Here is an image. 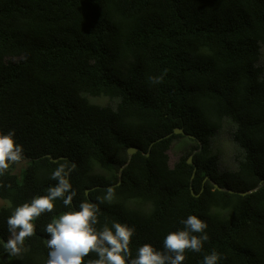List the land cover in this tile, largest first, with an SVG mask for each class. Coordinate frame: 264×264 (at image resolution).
<instances>
[{
    "label": "trees",
    "instance_id": "trees-1",
    "mask_svg": "<svg viewBox=\"0 0 264 264\" xmlns=\"http://www.w3.org/2000/svg\"><path fill=\"white\" fill-rule=\"evenodd\" d=\"M13 129L25 167L0 176V264H47L45 227L83 201L99 205L97 231L116 222L135 229L132 258L144 244L164 251L165 237L195 215L209 240L183 264L212 251L218 264H264V186L243 197L207 180L242 193L264 181V0H0V134ZM175 129L196 140L173 135L145 156ZM223 133L233 168L216 146ZM131 147L144 154L116 186ZM175 147L182 154L170 167ZM71 163L74 205L57 199L10 257L8 218L47 195L52 172ZM109 187L113 202L99 203Z\"/></svg>",
    "mask_w": 264,
    "mask_h": 264
},
{
    "label": "clouds",
    "instance_id": "clouds-1",
    "mask_svg": "<svg viewBox=\"0 0 264 264\" xmlns=\"http://www.w3.org/2000/svg\"><path fill=\"white\" fill-rule=\"evenodd\" d=\"M167 72L164 69L161 75L148 79L152 84L162 83ZM14 137L15 129L0 134V176L7 172L11 164H19L24 159L23 146L18 145ZM75 169V163L59 164L50 177L57 183L48 188V194L34 197L30 203L15 208L7 220L10 237L5 243V250L10 257H18L25 250V240L36 231L34 221L44 213L53 212L57 199L63 200L66 207L72 205L76 192L72 189L70 176ZM3 186L0 184V187ZM114 195V188H107L106 195L98 198L99 203H112ZM98 212L97 203L83 201L78 211L65 212L47 224L44 231L51 237L47 241L50 249L47 264H84V258L91 253H96L98 259L89 261V264H183L187 251L200 253L204 242L209 240L205 232L208 225L197 216L190 215L181 221L183 230L170 232L165 237L164 251L144 244L132 258L130 244L135 229L116 222L112 228L105 225L97 231L94 225L99 222ZM220 259L221 255L212 251L204 256L202 264H218Z\"/></svg>",
    "mask_w": 264,
    "mask_h": 264
},
{
    "label": "water",
    "instance_id": "water-1",
    "mask_svg": "<svg viewBox=\"0 0 264 264\" xmlns=\"http://www.w3.org/2000/svg\"><path fill=\"white\" fill-rule=\"evenodd\" d=\"M173 135H182V136L188 137V138H190V139H192V140H196V138H195L194 136H192V135H187L183 129H175L174 132H173V134L167 135L166 137L161 138V139L157 140L156 142L152 143L151 146H150V148H149V152H148L145 156H146V157H149V156H150L151 149H152V147H153L156 143H159V142H161V141H163V140L169 139V138L172 137ZM200 145H201V144H200ZM200 147H201V148H200L198 151H200V150L202 149V146H200ZM137 153L144 154V151H143L142 149L138 148V147H131V148L128 149V158H129V160H128V163H127V164H126V165L120 170V181H119V183H118L116 186H119V185L121 184V176H122V171H123V169H124L125 167L128 166V164H129L130 161L132 160L133 156L136 155ZM196 153H197V151H195V152L193 153V155H192L191 157H189V159H188V164H189V165H193V157H194V155H195ZM46 157H47L48 159H50L52 162H54V163H57V162H59V161L68 160V158H66V157H61V158H58V159H53L51 155H47ZM12 165H13V164H11V165L9 166V168H10ZM195 174H196V169H195V171H194V173H193L192 181H193V179L195 178ZM207 180H209V181L211 182V184L214 186V188H215L217 191H219V192H223V193L227 192V193H229V194H231V195H239V196H243V197H245V196H247V195H249V194H253V193L259 191V190L264 186V181H263V182H261V183L259 184V186H258L256 189L251 190V191H248V192H244V193H242V192H237V191H234V190H228V189L221 188L218 184L214 183V182L211 181L210 179H207ZM100 188H102V187H96L95 189H100ZM91 191H92V189H89V190L86 191V194H87V197H88V198H89V194H90ZM191 191H192V194H193L195 197H199V195H195V194H194L193 189H191ZM66 195H67V194H66ZM89 200H90V199H89ZM72 205H74V204L72 203Z\"/></svg>",
    "mask_w": 264,
    "mask_h": 264
},
{
    "label": "rangeland",
    "instance_id": "rangeland-1",
    "mask_svg": "<svg viewBox=\"0 0 264 264\" xmlns=\"http://www.w3.org/2000/svg\"><path fill=\"white\" fill-rule=\"evenodd\" d=\"M98 102L103 104L106 103L109 104L108 100L106 99L98 100ZM216 146L220 152L222 162H224L227 167L233 168L236 151L233 145L231 144V142L229 141L228 136L225 133H223L220 139L216 142ZM181 154L182 152L178 151L177 147H175L172 151L168 153L170 167H174V165L179 161ZM24 167H25L24 162L17 164L16 172H20V170L23 169ZM5 205H7V202L0 200V208Z\"/></svg>",
    "mask_w": 264,
    "mask_h": 264
}]
</instances>
